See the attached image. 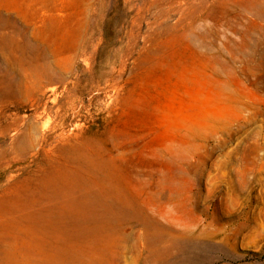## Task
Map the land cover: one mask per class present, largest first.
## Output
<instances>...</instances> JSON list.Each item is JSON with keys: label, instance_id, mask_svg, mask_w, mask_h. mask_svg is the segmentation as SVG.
<instances>
[{"label": "rangeland", "instance_id": "374dc122", "mask_svg": "<svg viewBox=\"0 0 264 264\" xmlns=\"http://www.w3.org/2000/svg\"><path fill=\"white\" fill-rule=\"evenodd\" d=\"M199 1L0 3V205L86 197L61 264H264V0Z\"/></svg>", "mask_w": 264, "mask_h": 264}, {"label": "bare ground", "instance_id": "6f19581e", "mask_svg": "<svg viewBox=\"0 0 264 264\" xmlns=\"http://www.w3.org/2000/svg\"><path fill=\"white\" fill-rule=\"evenodd\" d=\"M34 1L37 0H0V3H6L11 7L19 6V4L23 5L26 7L24 11H26V13L31 18L36 16L35 12L34 13L29 12L31 8V3ZM187 1L190 4L194 3V0H187ZM208 2L209 0H200L198 2L200 9L203 10ZM24 20L26 22L25 25L28 26V24L33 23L35 19H24ZM193 20L195 21L200 19H193ZM21 36L23 37L24 33H23V27L19 25V23H17L13 19H0V56L2 58H4L5 60H9L15 52H18L23 49V45H20L17 40V38ZM6 47H9L10 50L9 48ZM2 89L4 91L3 95H7L9 93L7 84L2 86ZM91 199L92 197H90L89 200ZM77 201L78 202H76L74 198L66 199L62 196H57V194L56 195L51 194L50 196L45 195L42 197H37L33 195L30 197V199L26 198L24 202L22 201L15 202L13 200H6L4 202L1 201L2 204L0 205V207H2L3 212L2 215L0 216V229H2L0 230V234H2V231L7 229V227L16 228L15 230L18 231L17 235L20 238H22L21 241H25L22 244L17 243V245H19V248L22 251L21 253L24 256V259L27 261V257L30 258L31 260L30 264H44V263L61 264V262L63 261L62 259L71 256L72 254H74V251L77 250V249L69 250L67 248V244L68 245L71 244V241H73L74 238L72 235L66 234L64 231L65 225L63 224L64 221L63 213L72 211L71 209H73V211H77V209H79V257L83 255V253L85 255L84 243H88L87 242L88 237L84 232V227L90 221V218L87 217V212L93 211L92 209L93 204H91L84 196H82L81 198L79 197V200ZM93 220L97 221L96 216L93 218ZM30 223L32 224L30 227L28 228L22 227L24 225H29ZM16 238L17 236L14 235V237L11 239L13 242H16L15 240ZM31 239L37 240L36 241L37 244L32 245V247L31 244H33V242L31 241ZM9 245L15 248V246H13L12 243L11 244L9 243ZM111 248H113V246ZM5 249L3 250L5 251ZM31 249L33 250L31 251ZM18 250L19 249H17V251ZM6 252L7 251H5V253ZM12 252L13 251H11V253ZM6 257L9 258V256L7 255ZM112 258L110 257V259ZM13 259L14 258L12 257V260ZM17 263L18 262H16V264Z\"/></svg>", "mask_w": 264, "mask_h": 264}]
</instances>
